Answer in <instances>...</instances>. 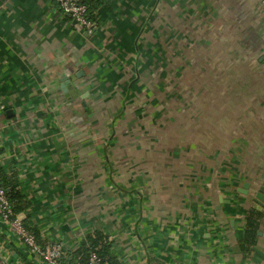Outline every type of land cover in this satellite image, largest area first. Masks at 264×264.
Masks as SVG:
<instances>
[{"label":"crops","instance_id":"obj_1","mask_svg":"<svg viewBox=\"0 0 264 264\" xmlns=\"http://www.w3.org/2000/svg\"><path fill=\"white\" fill-rule=\"evenodd\" d=\"M100 3L90 37L55 0H0L1 162L20 219L67 252L103 233L121 264H264L261 0ZM0 231V264H31Z\"/></svg>","mask_w":264,"mask_h":264},{"label":"built area","instance_id":"obj_2","mask_svg":"<svg viewBox=\"0 0 264 264\" xmlns=\"http://www.w3.org/2000/svg\"><path fill=\"white\" fill-rule=\"evenodd\" d=\"M61 12L76 22L79 31L93 37L98 31V22L91 19L89 7L81 0H55ZM264 10V0H261ZM9 190L0 185V226L5 225L14 232L31 254V264H110L96 251L92 252L87 261L75 257L74 252H67L63 242H56L43 247L35 234L26 228L24 221L16 216L9 199ZM1 232V231H0ZM0 234V243H3ZM2 247V245H0Z\"/></svg>","mask_w":264,"mask_h":264},{"label":"trees","instance_id":"obj_3","mask_svg":"<svg viewBox=\"0 0 264 264\" xmlns=\"http://www.w3.org/2000/svg\"><path fill=\"white\" fill-rule=\"evenodd\" d=\"M89 7V15L92 20L98 22L99 10L101 7L100 0H81ZM263 9V7H262ZM264 12V10H263ZM3 151L0 148V185L7 188L9 192V199L13 206V211L16 216L22 214L28 206L24 195L18 190L14 181H10L4 173L3 165L1 162V155ZM258 213H251L248 217L245 237L242 240V251L247 253L251 247L256 245L258 240V233L260 231V220L258 219ZM27 229L32 231L38 240H40L39 232L29 225H26ZM113 242L109 241V238L103 233L97 232L94 235L88 236V238L81 244V246L74 252L75 257H81L82 261H87L88 256L96 251L103 259L110 262V264H121L117 258L113 255Z\"/></svg>","mask_w":264,"mask_h":264},{"label":"rangeland","instance_id":"obj_4","mask_svg":"<svg viewBox=\"0 0 264 264\" xmlns=\"http://www.w3.org/2000/svg\"><path fill=\"white\" fill-rule=\"evenodd\" d=\"M159 1H158V5H157V7H159ZM159 10V9H158ZM157 10V11H158ZM158 13H159V11H158ZM161 18V17H160ZM158 22V24L160 23V21H159V19L157 20ZM160 34V33H159ZM163 39V38H162ZM160 49H162V52L160 51ZM172 49V50H171ZM140 50V56H141V59L143 60V62H146V58H147V56H146V52H145V48H140L139 49ZM180 52H181V48H160V47H158V51H157V55H158V57H157V59L156 60H159V57L160 56H163V57H166V54L168 55V57L169 58H172L173 57V60H174V62L175 61H179V60H181V55H180ZM159 53H160V56H159ZM167 57V58H168ZM168 58V59H169ZM170 60V59H169ZM147 67V65L146 66H143V68H146ZM159 70H157V72H158ZM141 73H142V71H141Z\"/></svg>","mask_w":264,"mask_h":264},{"label":"water","instance_id":"obj_5","mask_svg":"<svg viewBox=\"0 0 264 264\" xmlns=\"http://www.w3.org/2000/svg\"><path fill=\"white\" fill-rule=\"evenodd\" d=\"M76 24V22H75ZM79 76V75H78ZM72 86L71 82L69 81L68 78H65L64 79V83L63 85L61 86V89H63V91L67 94L70 90V87ZM250 185H246L245 188H249ZM244 194H247V191L244 192ZM257 200L260 201V202H263L264 203V183L260 189V191L258 192L257 196H256ZM1 259V258H0Z\"/></svg>","mask_w":264,"mask_h":264}]
</instances>
